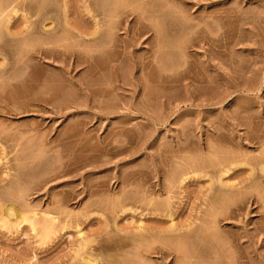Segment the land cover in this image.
Returning a JSON list of instances; mask_svg holds the SVG:
<instances>
[{
	"label": "rangeland",
	"instance_id": "obj_1",
	"mask_svg": "<svg viewBox=\"0 0 264 264\" xmlns=\"http://www.w3.org/2000/svg\"><path fill=\"white\" fill-rule=\"evenodd\" d=\"M0 62V264H264V0H0Z\"/></svg>",
	"mask_w": 264,
	"mask_h": 264
},
{
	"label": "bare ground",
	"instance_id": "obj_2",
	"mask_svg": "<svg viewBox=\"0 0 264 264\" xmlns=\"http://www.w3.org/2000/svg\"><path fill=\"white\" fill-rule=\"evenodd\" d=\"M15 7V6H14ZM12 10V12H13V15H16L17 14V10L15 9V8H11ZM50 27V26H49ZM48 27V28H49ZM42 28H43V26H42ZM47 28V29H48ZM45 31H47V29H46V26H45ZM49 29H51V27L49 28ZM9 30V29H8ZM50 31V30H49ZM6 33H7V35H9V37L11 38H13V39H11V40H14L15 42H16V40H15V38H17L16 36L19 34V33H21L20 31H6ZM20 35V34H19ZM13 41V43H15ZM15 45H16V43H15ZM1 63V62H0ZM3 64V63H2ZM2 64H0V69H2L3 68V66L5 65H2ZM3 70V69H2ZM2 70H0V71H2ZM3 73V72H2ZM0 96H3V95H1L0 94ZM3 99H4V96H3ZM3 99H1L2 101H3ZM262 167V166H261ZM261 169V173L262 174H264V166L262 167V168H260ZM227 171V169H225L224 170V172H222V176L225 174V172ZM224 173V174H223ZM216 182H218L221 186H223L222 184H226V183H224V181H223V179H221V177H219V178H217V180H215ZM11 212V211H10ZM12 214V213H11ZM25 215H23V217H21L22 218V220L24 219V221H25V219H26V217H24ZM27 220V219H26ZM32 222H30V225H33V224H31ZM33 227V230H34V225L32 226ZM213 228V227H212ZM212 228L211 229H209V226H208V228H206V230L208 229L209 231L208 232H210L211 230H212ZM214 229V228H213ZM205 231V230H204ZM45 233H47V231H45L44 233H43V235L45 234ZM202 233H204L203 231H202ZM205 234V233H204ZM206 234H208V233H206ZM205 234V235H206ZM210 234L211 235H213V231H212V233L210 232L209 234H208V236L207 237H209L210 236ZM155 249H157V248H155ZM159 249V248H158ZM160 251H161V249H160ZM162 252V251H161ZM163 253V252H162ZM81 262L83 263V264H99V262L98 263H95V262H97V260H93V258H92V260H91V257H88V258H81Z\"/></svg>",
	"mask_w": 264,
	"mask_h": 264
}]
</instances>
